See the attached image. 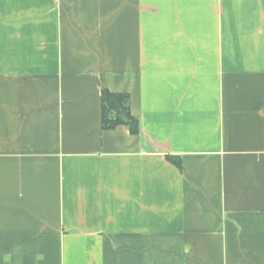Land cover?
I'll return each mask as SVG.
<instances>
[{
    "label": "crops",
    "instance_id": "obj_1",
    "mask_svg": "<svg viewBox=\"0 0 264 264\" xmlns=\"http://www.w3.org/2000/svg\"><path fill=\"white\" fill-rule=\"evenodd\" d=\"M0 264H264V0H0Z\"/></svg>",
    "mask_w": 264,
    "mask_h": 264
},
{
    "label": "trees",
    "instance_id": "obj_2",
    "mask_svg": "<svg viewBox=\"0 0 264 264\" xmlns=\"http://www.w3.org/2000/svg\"><path fill=\"white\" fill-rule=\"evenodd\" d=\"M101 125L104 130L115 129L119 125H128L133 134L140 131L139 120L132 114L130 95L127 92H111L102 90ZM168 159L181 168L179 157L168 156Z\"/></svg>",
    "mask_w": 264,
    "mask_h": 264
}]
</instances>
